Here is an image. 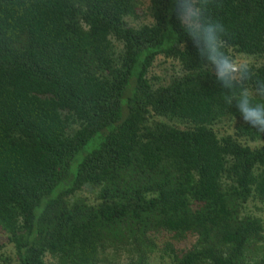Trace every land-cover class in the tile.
<instances>
[{
    "label": "trees",
    "instance_id": "1",
    "mask_svg": "<svg viewBox=\"0 0 264 264\" xmlns=\"http://www.w3.org/2000/svg\"><path fill=\"white\" fill-rule=\"evenodd\" d=\"M262 82L264 0H0V264H264Z\"/></svg>",
    "mask_w": 264,
    "mask_h": 264
},
{
    "label": "clouds",
    "instance_id": "2",
    "mask_svg": "<svg viewBox=\"0 0 264 264\" xmlns=\"http://www.w3.org/2000/svg\"><path fill=\"white\" fill-rule=\"evenodd\" d=\"M215 37H212L214 40ZM213 56L210 57L214 64H224L230 68L236 76H241L246 68H250V65H246L240 62L231 63L224 53L216 51L212 48ZM226 87L232 88L233 85L226 84ZM256 96L264 97V82L260 84L259 90L256 88H242L236 99V107L240 112L243 121L258 132L264 133V103H255L254 98Z\"/></svg>",
    "mask_w": 264,
    "mask_h": 264
},
{
    "label": "rangeland",
    "instance_id": "3",
    "mask_svg": "<svg viewBox=\"0 0 264 264\" xmlns=\"http://www.w3.org/2000/svg\"><path fill=\"white\" fill-rule=\"evenodd\" d=\"M165 65L168 66L169 70H171V65H170L168 62L163 63L161 66L163 67V66H165ZM169 65H170V66H169ZM160 70H161V69H158V68H157L156 72H161ZM3 240H4V237H3L2 234L0 233V263H1V261H2V258H4L5 255L7 254V248L4 247V245H3Z\"/></svg>",
    "mask_w": 264,
    "mask_h": 264
}]
</instances>
